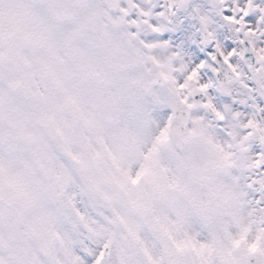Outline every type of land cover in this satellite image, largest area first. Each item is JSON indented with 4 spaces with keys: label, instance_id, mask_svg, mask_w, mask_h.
I'll return each instance as SVG.
<instances>
[{
    "label": "rangeland",
    "instance_id": "obj_1",
    "mask_svg": "<svg viewBox=\"0 0 264 264\" xmlns=\"http://www.w3.org/2000/svg\"><path fill=\"white\" fill-rule=\"evenodd\" d=\"M173 1L115 0L110 10L109 0H0V82L21 95L16 107L29 97L15 91L13 81L31 66L20 54L10 62L4 51L6 46H21V35L41 33L42 56L37 51L31 59L39 70L48 69L44 73L53 81L52 87L35 72L37 78L25 84L27 90L30 86L36 95L42 82V90L52 92V98L48 101L38 91L46 104L32 100L25 112L29 116L17 122L9 121L15 117L10 110L3 114L4 124L0 103V174L19 197L11 212L0 209V264H248L252 250L263 253L264 243L258 238L264 226L254 220L264 209L256 205L264 170L242 175L240 167L243 160L249 166L264 154V128H243L249 118H258L263 106L251 98L243 106L231 102L251 86L264 97V70H248L240 58L232 59L249 79L242 82L245 88L232 83L221 88L229 119L216 124L219 109L209 93L216 91L214 69L208 61L194 64L184 47H173L160 37L182 29L187 42L204 51L199 25L203 22L212 45L223 52L229 50L225 41L239 52L241 34H246L264 53V0H176L180 10L177 7L168 21ZM247 2L253 4L251 10ZM234 6L241 9L238 16ZM7 38L12 44L3 42ZM66 46L75 47V60H82L81 51L94 59L82 66L85 70L75 62L74 70L71 66L65 72V61L53 63L58 52L59 58H68ZM121 56L122 65L116 62ZM15 59L21 65L13 63ZM111 62L121 65L115 81L102 76V67L105 70ZM204 69L206 79L201 76ZM157 73L165 77L163 88L153 83ZM9 77L11 82H6ZM27 77L32 78L28 73ZM195 88L205 93L199 102L190 96ZM63 95L75 104L73 118L61 109ZM176 100L191 109L183 133L186 145L177 139V123L166 118ZM47 120L55 134L49 132ZM26 122L33 127H22ZM231 134L234 151H228ZM40 144L42 150L36 154L25 151ZM207 156L222 160L240 176L233 190L228 177L217 181ZM218 160L215 166L224 169ZM140 167L146 172L135 175ZM216 191L226 199L225 208L213 203ZM6 222L15 228L6 227ZM107 240L112 241L111 254L102 260Z\"/></svg>",
    "mask_w": 264,
    "mask_h": 264
},
{
    "label": "snow or ice",
    "instance_id": "obj_2",
    "mask_svg": "<svg viewBox=\"0 0 264 264\" xmlns=\"http://www.w3.org/2000/svg\"><path fill=\"white\" fill-rule=\"evenodd\" d=\"M160 39L169 41L173 45V47H175V45L177 44H180L182 47H184L185 51L189 52L192 55L194 64H199L202 61H208L209 63H211L210 55L213 52L212 46H209L204 51H200V49L194 44H190L187 42L182 29L174 33H164L163 36L160 37ZM225 47L231 50L233 45L231 44V42L225 41ZM205 71L207 70L204 69L201 71V76L206 79L207 77L204 76ZM208 75H211V73L209 72Z\"/></svg>",
    "mask_w": 264,
    "mask_h": 264
},
{
    "label": "water",
    "instance_id": "obj_3",
    "mask_svg": "<svg viewBox=\"0 0 264 264\" xmlns=\"http://www.w3.org/2000/svg\"><path fill=\"white\" fill-rule=\"evenodd\" d=\"M9 198L7 188L4 189V185L0 182V201L7 202Z\"/></svg>",
    "mask_w": 264,
    "mask_h": 264
}]
</instances>
